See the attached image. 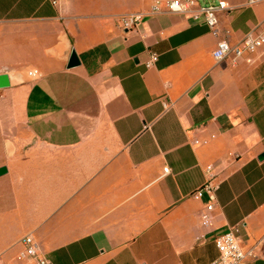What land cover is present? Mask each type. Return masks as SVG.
Returning a JSON list of instances; mask_svg holds the SVG:
<instances>
[{
    "label": "crops",
    "instance_id": "1",
    "mask_svg": "<svg viewBox=\"0 0 264 264\" xmlns=\"http://www.w3.org/2000/svg\"><path fill=\"white\" fill-rule=\"evenodd\" d=\"M154 1L0 0V264H36L26 236L53 264H212L233 229L264 264V48L213 57L258 32L264 2L227 0L215 36ZM211 175L205 229L192 194Z\"/></svg>",
    "mask_w": 264,
    "mask_h": 264
},
{
    "label": "built area",
    "instance_id": "2",
    "mask_svg": "<svg viewBox=\"0 0 264 264\" xmlns=\"http://www.w3.org/2000/svg\"><path fill=\"white\" fill-rule=\"evenodd\" d=\"M249 4L262 3L264 0H247ZM227 0H208L205 5H201L199 0H155L152 6V13L167 11L170 13H180L189 16L194 20H203L211 29L215 36L219 33V19L223 12L228 10ZM142 20V14H131L121 18L120 24L124 29L136 30L137 25ZM264 48V24L257 33H251L237 45H232L228 41H220L213 51V57L217 61H230L233 65H238L241 61L246 64L254 63V56ZM158 60V55L153 53L147 62V67L153 66ZM33 79H38V70L29 73ZM213 137V136H212ZM209 138H196L195 145H206ZM212 169L211 166L208 168ZM168 168H165V173ZM219 181L217 176L211 175L210 179L195 192L192 196L195 199H206L205 206L200 213V224L205 229H210L214 221L217 191ZM24 251L19 259L25 257L34 258L36 264H53L50 260L41 255L39 245L31 236L23 239ZM215 244L218 250V257L212 264H245L247 258L257 256L255 250H246L243 246L242 238L238 229H233L228 233L216 238Z\"/></svg>",
    "mask_w": 264,
    "mask_h": 264
},
{
    "label": "water",
    "instance_id": "3",
    "mask_svg": "<svg viewBox=\"0 0 264 264\" xmlns=\"http://www.w3.org/2000/svg\"><path fill=\"white\" fill-rule=\"evenodd\" d=\"M80 59L76 53V51H72L69 63H68V69L77 67L80 65ZM10 86V80L8 75H0V89H5L8 88ZM7 172V168L6 167H2L0 168V176L5 174Z\"/></svg>",
    "mask_w": 264,
    "mask_h": 264
},
{
    "label": "rangeland",
    "instance_id": "4",
    "mask_svg": "<svg viewBox=\"0 0 264 264\" xmlns=\"http://www.w3.org/2000/svg\"><path fill=\"white\" fill-rule=\"evenodd\" d=\"M201 3L204 4V0H201Z\"/></svg>",
    "mask_w": 264,
    "mask_h": 264
}]
</instances>
